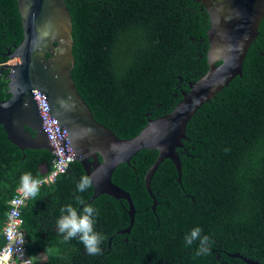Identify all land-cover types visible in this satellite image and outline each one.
<instances>
[{"label":"trees","instance_id":"trees-1","mask_svg":"<svg viewBox=\"0 0 264 264\" xmlns=\"http://www.w3.org/2000/svg\"><path fill=\"white\" fill-rule=\"evenodd\" d=\"M72 18L71 76L94 118L120 139L169 114L207 71L210 15L196 0H65ZM205 8V9H204ZM23 40L18 0H0V101L8 100L10 53ZM242 77L204 104L172 161L145 175L158 151L141 150L113 182L126 201L94 194L74 162L56 182L33 192L22 213L36 264H264V19L244 60ZM35 136V133L32 132ZM53 154L9 142L0 125V247L9 201L25 182L51 168ZM44 255L45 259L41 256Z\"/></svg>","mask_w":264,"mask_h":264},{"label":"water","instance_id":"water-1","mask_svg":"<svg viewBox=\"0 0 264 264\" xmlns=\"http://www.w3.org/2000/svg\"><path fill=\"white\" fill-rule=\"evenodd\" d=\"M210 15L208 71L189 90L182 93L174 110L150 120L139 135L120 139L99 123L82 98L71 76L74 66L72 18L65 0H18L23 40L10 53L9 91L11 97L0 101V125L10 143L20 150L53 148L45 132L34 91L47 101L74 154L91 180L94 194L82 207L102 195L126 201L130 226L118 234L130 233L136 209L130 193L112 178L121 164H132L141 150L158 151V157L145 175V187L155 201L152 179L160 164L169 159L182 182L178 149L187 139V126L199 109L218 92L242 77L244 60L259 35L264 19V0H203ZM11 61H16L14 64ZM35 133V136L32 135ZM48 171L44 166L43 174ZM157 202H154L153 210ZM246 264H262L239 253L230 254Z\"/></svg>","mask_w":264,"mask_h":264},{"label":"built area","instance_id":"built-area-1","mask_svg":"<svg viewBox=\"0 0 264 264\" xmlns=\"http://www.w3.org/2000/svg\"><path fill=\"white\" fill-rule=\"evenodd\" d=\"M45 132L53 148L51 168L40 179L25 182L9 201V212L3 226L5 244L0 247V264H36V257L28 252V239L23 228L22 213L33 192L57 181L75 162V154L43 95L34 91Z\"/></svg>","mask_w":264,"mask_h":264},{"label":"flooded vegetation","instance_id":"flooded-vegetation-1","mask_svg":"<svg viewBox=\"0 0 264 264\" xmlns=\"http://www.w3.org/2000/svg\"><path fill=\"white\" fill-rule=\"evenodd\" d=\"M196 2H197L198 4H200V5L203 7V5H204L203 0H196ZM204 6H205V5H204ZM204 9H205V8H204ZM205 10H207V8H206Z\"/></svg>","mask_w":264,"mask_h":264},{"label":"rangeland","instance_id":"rangeland-1","mask_svg":"<svg viewBox=\"0 0 264 264\" xmlns=\"http://www.w3.org/2000/svg\"><path fill=\"white\" fill-rule=\"evenodd\" d=\"M15 62H16V61H11V63H13V64H14ZM41 258H42V259H45V256L42 255Z\"/></svg>","mask_w":264,"mask_h":264}]
</instances>
